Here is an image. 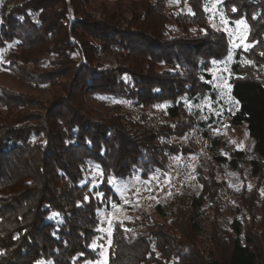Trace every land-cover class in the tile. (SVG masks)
Returning <instances> with one entry per match:
<instances>
[{"label":"trees","instance_id":"16d2710c","mask_svg":"<svg viewBox=\"0 0 264 264\" xmlns=\"http://www.w3.org/2000/svg\"><path fill=\"white\" fill-rule=\"evenodd\" d=\"M173 1L112 0L89 11V0H0V51L18 50L8 52V68L34 86L60 88L42 103L0 86V264H81L92 256L89 242L103 201L94 194L102 190L119 204L108 177L163 168L178 151L172 137L189 128L187 108L196 112L205 98H217L216 63L227 68L235 103L228 115L246 125L253 140L249 164L258 172L264 162V0H178L190 10L178 12L167 7ZM222 17L229 26L245 20L248 47H234L226 30L207 21ZM109 50L114 65L101 61ZM36 62L42 65L30 67ZM93 93L142 106L167 101L171 122L164 117L147 126L120 112L95 118L83 102ZM211 122L198 124L202 136L216 160L237 169L247 154L219 155L218 138L206 127ZM88 165L101 170L99 188L89 187ZM205 198H189L190 209L168 225L147 216L114 225L106 264H264V239L244 229L242 218L229 229H211L210 246L200 244ZM155 210L162 219L170 215L160 204Z\"/></svg>","mask_w":264,"mask_h":264},{"label":"rangeland","instance_id":"374dc122","mask_svg":"<svg viewBox=\"0 0 264 264\" xmlns=\"http://www.w3.org/2000/svg\"><path fill=\"white\" fill-rule=\"evenodd\" d=\"M112 0H89L88 10L98 9L102 4H111ZM167 7L173 11H190L186 3L178 0L170 2ZM214 18V16H213ZM210 18L209 25L216 29H224L229 33L230 41L234 47H248L246 40V22H235L233 26ZM204 30V29H203ZM18 53V50L9 45L0 51V86L14 92H23L36 97L42 103H49L53 94L58 92V86L36 85L18 76L6 65L8 52ZM48 55H46L47 57ZM104 64H115L112 51L101 54ZM227 59L228 56H227ZM41 62H36L30 67L39 68ZM226 66L216 63L212 67V85L217 89V98L213 101L208 97L197 106L198 111H193L192 106L188 109L187 116L181 119L190 120L189 128L182 136L172 137L178 147L176 153L169 154L161 169H151L146 175H141V170L134 171L125 178H115L111 187L114 195L120 200L117 204L111 196H104L102 190L94 195L102 205L98 210V221L94 227V234L90 239L89 247L94 254L81 264H106L114 225L129 223L144 216L151 221H158L168 225L175 214L190 209L189 198L204 194L206 205L202 208L203 229L201 242L210 246L209 234L214 228L229 229L231 221L243 219L244 229L253 230L264 239V162L261 163L257 173H253L249 164L253 147V140L249 136L244 123L235 125L231 122L230 115L235 103L229 92ZM84 107L90 110L93 117H108L112 113H129L141 123L149 126L153 123L162 122L165 117L169 123L171 119L165 114V108L169 102L154 103L148 106L133 105L129 101L114 97L109 94H86L83 98ZM159 106V107H158ZM196 109V108H195ZM218 119V120H216ZM176 120V119H175ZM207 120V131L210 137H217L216 149L219 155L229 157L232 150L245 151L247 156L239 160L237 169H232L225 162H219L210 149V140L202 136L198 124ZM173 125V124H172ZM180 147L185 148L184 153ZM87 179L89 187H100L101 170L97 165H88ZM210 184L216 185L211 190ZM127 186V187H125ZM212 191V192H211ZM103 193V196H98ZM209 194V196H207ZM108 202V203H107ZM107 204V206H105ZM113 204L116 207H113ZM160 204L167 214L163 218L156 212L155 205ZM182 209V210H180ZM178 219V218H177ZM178 223V220H176ZM174 229L172 226H169ZM93 241H96L95 246Z\"/></svg>","mask_w":264,"mask_h":264},{"label":"snow or ice","instance_id":"6c2138e0","mask_svg":"<svg viewBox=\"0 0 264 264\" xmlns=\"http://www.w3.org/2000/svg\"><path fill=\"white\" fill-rule=\"evenodd\" d=\"M236 10H237V9H236L235 7L232 8V11H233V12H235ZM205 11H208V8H207V7L205 8ZM222 20H223V17H222ZM223 22H224V23H227L226 20H223ZM238 23H243V21H239ZM262 55H264V53H262ZM229 59H231V53L229 54ZM212 63L215 64L216 61L213 60ZM158 107H159V106H158ZM108 182H109V184H113V183L115 182V178H114V177H113V178H110ZM125 187H127V186H125ZM97 195L102 197V196H103V193H98ZM85 199H87V197H85ZM113 207L115 208L116 205L113 204ZM53 216H54V217H58V216H59V213H53ZM109 243H110V242H109ZM95 244H96V241H93V245H94V246H95ZM89 264H90V262H89Z\"/></svg>","mask_w":264,"mask_h":264}]
</instances>
